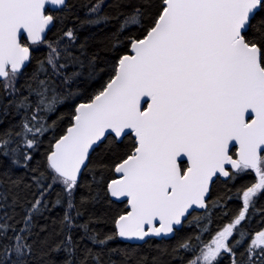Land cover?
<instances>
[{
    "label": "snow or ice",
    "instance_id": "1",
    "mask_svg": "<svg viewBox=\"0 0 264 264\" xmlns=\"http://www.w3.org/2000/svg\"><path fill=\"white\" fill-rule=\"evenodd\" d=\"M0 264H264V0H0Z\"/></svg>",
    "mask_w": 264,
    "mask_h": 264
}]
</instances>
